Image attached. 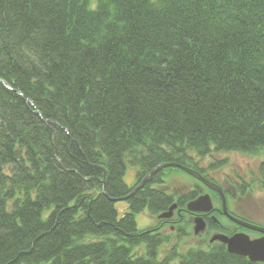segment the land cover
Here are the masks:
<instances>
[{
	"label": "trees",
	"instance_id": "obj_1",
	"mask_svg": "<svg viewBox=\"0 0 264 264\" xmlns=\"http://www.w3.org/2000/svg\"><path fill=\"white\" fill-rule=\"evenodd\" d=\"M0 79V264H264L209 244L211 225L162 253L183 215L138 228L203 192L164 189L177 167L122 217L113 200L162 163L213 181L211 152L264 153V0H0Z\"/></svg>",
	"mask_w": 264,
	"mask_h": 264
},
{
	"label": "rangeland",
	"instance_id": "obj_2",
	"mask_svg": "<svg viewBox=\"0 0 264 264\" xmlns=\"http://www.w3.org/2000/svg\"><path fill=\"white\" fill-rule=\"evenodd\" d=\"M264 158V153H258L256 155H250V154H243L238 152H211V154L208 157H205L204 161H200V167H203L206 169L208 167V164L210 162L212 164L217 163V161H222L221 167L218 166L214 172L211 170L206 172L207 175L216 183H218L222 188L227 189L229 182L231 178H236L238 174L241 173L242 169H249V176L252 175L251 180L252 182H255L259 184V171L258 166L260 162ZM206 167V168H205ZM206 171V170H205ZM165 184L164 189H166L169 193H175L177 195L184 194L191 189H200L201 191L208 192L200 183H197L196 180H194L193 177L186 174L185 172H180L177 170L172 171H165ZM228 179V181H226ZM124 181L128 186L134 185L136 179H135V168L134 167H128V169L125 172L124 175ZM263 196V193L261 191H253L250 192L248 195L240 196L236 201H232L230 208L232 210L236 211L239 214L248 215L250 218L251 213L257 210H261L263 203H261ZM214 201V205H216V200ZM115 208L118 211V216L122 217L123 214L127 213L128 211V204L125 200H118L115 203ZM253 210V211H252ZM263 211V209L261 210ZM174 217H176V213L174 214ZM187 220L191 223L189 226L190 234L188 236L178 238L175 230L174 225H166L161 230L164 233H171L172 234V241L169 244H165L161 248V252L164 253L165 251H168L170 246L173 243H176L178 246V249L180 251H185L186 249L190 247H197L200 246V241L202 240L201 237L195 236L192 232V221L189 217H186ZM137 226L139 229H151L156 227L158 218L157 216H153L148 214L146 211H143L136 215L135 217ZM209 240V239H207ZM174 241V242H173ZM203 248H206V244L203 243L201 245ZM143 247H139L136 250L137 254H141L143 252Z\"/></svg>",
	"mask_w": 264,
	"mask_h": 264
},
{
	"label": "water",
	"instance_id": "obj_3",
	"mask_svg": "<svg viewBox=\"0 0 264 264\" xmlns=\"http://www.w3.org/2000/svg\"><path fill=\"white\" fill-rule=\"evenodd\" d=\"M0 81L3 83V85L11 89L10 85L6 84L4 81L0 79ZM17 94L22 95L20 91H16ZM26 101L30 102V100L26 99ZM165 167H177L184 172L188 173L189 175L195 177L197 180H199L201 183H203L206 187L216 191L220 197L221 201V212L224 216L229 218L230 220L234 221L235 223L251 229L258 232L264 233V227L249 223L247 221H244L242 219H239L233 215H231L226 206L225 196L222 191V188L207 180L204 178L200 173H198L196 170L187 167L185 165H182L177 162H169V163H162L157 166H155L147 175H145L141 181L135 185V187L128 193L127 195L113 199L114 201L118 200H125L129 196L133 195L138 189L142 188L143 185L146 182H149L153 175L157 173L159 170L165 168ZM103 191H105V186H103ZM177 207L176 203H173L168 210L161 212L157 215L158 219H170L174 215V210ZM186 210L192 213H206L213 210V203L211 200V197L208 193H203L195 197L194 199L188 201L186 203ZM193 234L198 235L199 233H203L206 229V222L200 215H195L193 218ZM209 242H220L226 246V250L234 255L241 256V257H247L252 262H264V236H261L259 238L251 239L249 236L245 233H235L232 236H227L223 233H213L211 237L209 238Z\"/></svg>",
	"mask_w": 264,
	"mask_h": 264
},
{
	"label": "flooded vegetation",
	"instance_id": "obj_4",
	"mask_svg": "<svg viewBox=\"0 0 264 264\" xmlns=\"http://www.w3.org/2000/svg\"><path fill=\"white\" fill-rule=\"evenodd\" d=\"M204 159L205 158H203L202 161H204ZM216 169H218V168L214 167L212 165V163L210 162V164H208V167L206 168V171L208 172L211 170L212 172H214ZM248 170L249 169H247V168L242 169L241 173L238 174L236 176V178L230 179V181H232V183L229 182L227 189L222 188L224 196L226 198L227 210L231 215H233L239 219H242V220H245L249 223L264 227V186L261 185L260 178H259V184L252 182V180L250 178V177H252L251 174H250V177L248 178V176H249ZM226 181H228V179ZM255 190L261 191L263 193V196L261 195L262 196L261 197V199H262L261 203H263L261 210L263 209V211L257 210L254 212L252 210L253 212L251 213V216L253 215V217L250 218L248 215L239 214L236 211L232 210V208H230L232 201H236L238 198H240V196H243V195L249 196L250 192H253ZM213 194H214V192L211 193L210 197H211V200L213 202L214 208L210 212L200 213V214L189 212L188 210L185 209V206L187 203L186 202L182 207L177 205V208L175 209L176 216L180 217L181 215H183L181 217V219L184 216L189 217L193 222V218L195 217V215H200L206 222V228L209 225L212 226V230L210 232L211 234L220 232V233H223L227 236H232L235 233L241 232V233L247 234L249 236V238H251V239L264 236V233H262V232H258L255 230L245 228V227L235 223L234 221L230 220L229 218L223 216V214L221 213V203H220L219 196L217 194L216 195H213ZM213 200H216V205H214Z\"/></svg>",
	"mask_w": 264,
	"mask_h": 264
}]
</instances>
